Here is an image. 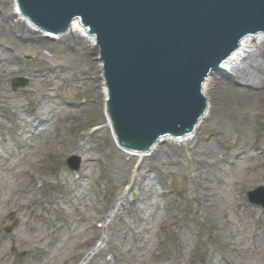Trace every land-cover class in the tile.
I'll list each match as a JSON object with an SVG mask.
<instances>
[{"label":"rangeland","instance_id":"1","mask_svg":"<svg viewBox=\"0 0 264 264\" xmlns=\"http://www.w3.org/2000/svg\"><path fill=\"white\" fill-rule=\"evenodd\" d=\"M35 28L44 32L39 26ZM42 53L52 62L66 59L86 65L79 55L67 56L66 50ZM21 58L35 67L42 59L27 51ZM17 78L24 85L15 87L13 82ZM7 85L13 98L0 104V237L5 236L0 245V264H264V206L248 200V192L258 188H263L260 193L264 198V152L258 156L256 150L252 149L250 154L247 150L243 161H234V151L241 149L229 152L210 148L215 152L211 159L223 162L221 168L214 169L198 149L201 145L206 147V138L218 132L229 143L238 140L242 146L246 142L251 144L254 138L264 151V99L253 100L252 115L262 118L251 126L238 123L236 96H226L213 109L199 136L194 138V130L189 134L190 143L179 142L181 148L175 157L181 171L176 164H159L153 159L142 169L139 165L146 160L134 157L130 162L132 154L108 132L105 102L69 120L64 107L69 102L85 104V97L89 96L82 90L59 83L45 94L41 87L24 94L33 89L25 73L10 79ZM228 105L234 110H229ZM32 108L49 120L54 119L52 132H59L64 142L36 145L32 141L31 147L26 145L27 132L33 129L27 126ZM224 128L227 132H221ZM108 139L128 155L129 169L124 174L118 175L111 166L112 155L105 153ZM73 140L96 149L97 152L91 151V169L86 168L88 161L84 162L81 154L69 148ZM70 161L77 169H71ZM194 165L207 170L205 176L210 177L211 190L204 200L205 208L199 197L204 187L197 183ZM12 170L20 174L10 176ZM63 173L67 174L65 179ZM80 173L84 176L78 183ZM36 177L40 179L36 181L39 189L32 191L28 184ZM72 191L81 196L79 200L73 199ZM32 192L39 193L35 199ZM126 201L130 203L122 220L115 221L120 238L126 243L107 247L105 244L104 249L96 247L110 233L106 220ZM10 209L17 210V220L8 216ZM153 211L158 212L157 220L150 222L149 214ZM144 236L147 240L141 244ZM12 237L16 240L15 249L6 242ZM98 249L103 250L96 257ZM134 252L136 258L131 262ZM180 256L184 262L177 261Z\"/></svg>","mask_w":264,"mask_h":264},{"label":"water","instance_id":"2","mask_svg":"<svg viewBox=\"0 0 264 264\" xmlns=\"http://www.w3.org/2000/svg\"><path fill=\"white\" fill-rule=\"evenodd\" d=\"M41 30L67 33L81 17L100 40L90 57L105 62L110 107L124 141L155 144L191 132L206 108L202 84L209 74L222 85L256 84L221 68L241 38L264 33V0H20ZM14 80L15 87L24 85ZM70 166L77 165L70 162ZM249 201L264 206L260 190Z\"/></svg>","mask_w":264,"mask_h":264},{"label":"bare ground","instance_id":"3","mask_svg":"<svg viewBox=\"0 0 264 264\" xmlns=\"http://www.w3.org/2000/svg\"><path fill=\"white\" fill-rule=\"evenodd\" d=\"M38 26L39 25L37 23L30 21L29 14L26 13L25 8L20 0H0V104L9 102L10 99L13 98V96L10 95L7 90V82L15 76H20L24 73L30 77L31 85L33 86L32 90L24 91V94L34 92L36 87H41V92L45 94L48 88L54 87L59 83L78 88L79 90H82L83 94L89 96L90 99L85 97V104L81 102L66 103L64 112L67 116L65 118L73 120L76 117H81L85 115V111L89 108H96L97 106H100L102 101L105 102L104 106L106 112L104 115L106 122H108V132L114 135V139L116 138V140L119 141L132 154V157L128 159L130 162H132L131 160H133L134 157H140L142 160H146V162H142L139 165V167L142 166V169L144 168L145 163L150 161V159H153L159 164H176L181 171L180 162L175 157L178 148H181L180 144L186 143L187 145L190 143V133L197 131L194 138L199 136V131L203 127H206L209 119H211L213 109L218 107V105H220L221 101L224 100L226 96H236L235 100L238 103V105L236 103V111H239V117L237 119L238 123H241L242 125L250 124L252 126L262 118L261 116L254 118L252 115V107L254 105V101L264 99V33H257L255 37H242L238 52H233L230 60L221 63V68H226L228 72H234L236 75L235 78L238 81L241 78V80L246 84H256L257 87L253 94H250L249 97H244L243 99V94L247 89L236 88L235 85H222V82L219 79L216 81L212 74H209L206 82L202 84L206 108L192 131H186L187 133H184V131L179 137H173L171 134L164 136L162 139H159L152 148L153 144L151 145L139 142L137 143L134 141H124L118 134L115 125V118L110 107L111 89L105 79V62L101 61V54L96 55V57H98L97 65L95 61L89 57L91 52H94V46L100 40H98L97 37L91 36L89 32V26L83 24L81 17H76L73 20L70 28H68L67 33L64 36L62 33H59V36H55L58 33H53L52 30H44V32L40 33L38 28H35ZM3 38L8 39V41H4ZM257 39L259 40L258 44L256 43ZM43 50H47L51 54L60 53L61 51L66 50L67 56L79 55V57L82 59V62H86V69L84 65H80L79 61L75 60L64 59V61H62L59 59L54 62L49 61L46 56H41L43 55ZM26 51L42 58L39 66L35 67L22 61L21 57H23V54ZM18 98L19 96H16V99ZM238 101H240V103ZM74 108L76 109L74 110ZM227 108H229L231 111L234 110L233 106L231 105H228ZM29 113L32 117L27 121V123H29L27 126L33 129L27 132V146L30 145L31 147L32 141L36 145L43 143L52 145L53 141H59L61 143L64 142V137L61 135L59 136V132H52V125L55 123L53 118L49 120L47 116L39 113L33 108L30 109ZM2 115H5V118L7 119L5 113ZM221 132H227V130L224 128L221 130ZM256 141L257 140H254V138H251V144L246 142L242 146L241 144H238V140L229 143L227 139H223L221 134L217 132L213 133L212 138H206V147L201 145V147L198 146V149L200 150L199 152H201V154L204 156V160L209 163V165L215 166L214 169H219L222 167L223 162L217 158L218 153H216V161L211 159L210 155L213 153L215 154V152L211 151L210 148H218L219 150L224 149L225 151L229 150V152L234 148L241 149L234 151V155L236 157L234 161L237 158L239 161H243V155L247 152V150V153L249 154L252 149L256 150V155L258 156H261V153L264 152L262 151L263 149L258 146ZM179 142L182 143L179 144ZM107 146L108 148L106 149L105 153L108 152L112 155L111 166L117 171L118 175H120V173L124 174L129 169V164L126 161L128 155L121 152L118 147H116L115 143L111 142L110 139H108ZM69 148L71 151H75L77 155L81 154L80 156L84 162L88 161V166L86 168H92V163L89 161L93 155L91 151L96 150L93 145L89 146L82 143L80 140H73L70 143ZM193 169L195 171L194 173L197 175V178L196 175L194 176V178L197 180V183L204 187L203 193L199 195V197H202L200 199V204L205 208L206 205L204 200L206 197H208V192L211 190L210 177L205 176L207 170L198 165H194ZM25 173L27 174V171H25ZM19 174V172L12 170L10 176L17 177ZM66 176L67 174L63 173L62 179H65ZM83 176V173L79 174L77 179L78 183H81ZM39 180V177L34 178V183L32 181V183L28 184V187L32 191L39 189L36 182ZM263 180L261 179V181ZM38 194L39 193L32 192L33 198ZM72 197H74V200H79L81 196L72 191ZM129 203L130 202L128 201L122 203L120 207L116 209V213L106 220L105 227L106 229H110V233L104 238L107 245H113L114 243L123 245L126 243L120 238L121 231L115 221L122 220V214L128 209L127 204ZM29 204H31V202H29ZM112 205L115 207V204ZM130 205L133 204L131 203ZM157 213L158 212L153 211L149 214L150 222L157 220ZM8 216H13L17 220V210L10 209L8 211ZM4 237H0V245L5 242L3 239ZM145 237L146 236L141 238V244L147 240ZM6 242L7 244L10 243L12 249L16 248V240L14 237H12L10 240L7 239ZM180 247H182L181 244L179 245V248ZM136 251H139L138 247L136 248ZM256 252L257 249L254 251V253ZM136 253H132V257L130 259L131 262L135 260L134 258H136ZM100 255L101 252L99 251L95 256L97 257ZM178 258H180L179 260L176 259L178 262L183 260L182 256Z\"/></svg>","mask_w":264,"mask_h":264}]
</instances>
